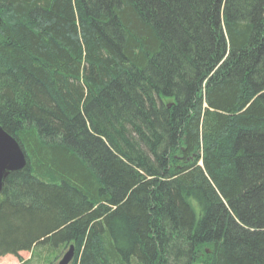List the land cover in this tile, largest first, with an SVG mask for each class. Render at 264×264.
I'll return each mask as SVG.
<instances>
[{"label":"trees","instance_id":"1","mask_svg":"<svg viewBox=\"0 0 264 264\" xmlns=\"http://www.w3.org/2000/svg\"><path fill=\"white\" fill-rule=\"evenodd\" d=\"M0 257L264 264V0H0Z\"/></svg>","mask_w":264,"mask_h":264},{"label":"water","instance_id":"2","mask_svg":"<svg viewBox=\"0 0 264 264\" xmlns=\"http://www.w3.org/2000/svg\"><path fill=\"white\" fill-rule=\"evenodd\" d=\"M27 165V158L14 136L7 134L0 125V191L4 179L13 172H20ZM75 253L71 244L57 264H70Z\"/></svg>","mask_w":264,"mask_h":264},{"label":"rangeland","instance_id":"3","mask_svg":"<svg viewBox=\"0 0 264 264\" xmlns=\"http://www.w3.org/2000/svg\"><path fill=\"white\" fill-rule=\"evenodd\" d=\"M68 249H66L63 253L60 254V256L56 259V260H52V262L50 264H57L58 260L60 259V257L67 251ZM31 253L30 251H25V252H21L19 253L18 256H12V255H4L2 257H0V264H21L20 261H25L26 259L30 258ZM38 264H43V263H38Z\"/></svg>","mask_w":264,"mask_h":264}]
</instances>
